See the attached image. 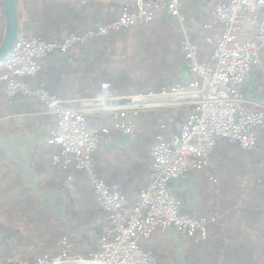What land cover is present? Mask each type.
<instances>
[{
    "label": "crops",
    "instance_id": "0c3cea01",
    "mask_svg": "<svg viewBox=\"0 0 264 264\" xmlns=\"http://www.w3.org/2000/svg\"><path fill=\"white\" fill-rule=\"evenodd\" d=\"M67 1L85 13L93 11V0ZM18 4L22 21L21 0ZM97 4H100L102 16L110 12L109 17L115 20L124 3L98 1ZM181 10L186 24L193 28L199 59L208 58L217 38V33L204 26L212 21L211 6L205 0H182ZM164 12L169 29L179 36L180 57L176 59L170 52L166 53L164 59L171 68L170 72H165L169 79L161 89L170 85L186 87L195 75L187 67L181 51L182 35L171 26V18ZM104 24L90 29H98ZM140 24L127 30L109 32L112 34L110 39L88 44L85 53L79 46L81 44L73 46V54L78 60L75 69L58 74L48 67L38 78H28L29 84L68 100V106L74 107L73 99L104 97L100 94L102 90L111 88L105 84L109 74L115 68H121L127 72L128 81L121 87L118 85L120 88L113 87L108 95L159 92L161 89L156 90L151 85L154 78L148 76L149 61L139 56L137 26ZM4 28L0 0V40ZM85 31L77 29L70 33L82 34ZM67 34L63 33L62 37ZM208 37L211 42L207 41ZM249 38L248 31L241 34V39ZM83 58L86 60L85 68H82ZM242 91L249 108L264 106V50ZM157 99L161 100L160 97ZM188 111V107H168L141 111L136 116L127 114L124 119L133 120L135 125L132 132L125 133L111 127L101 139L92 154L96 172L107 184L116 186L125 195L128 208L136 204L139 190L149 181L151 145L158 135L166 131L178 132ZM154 116L160 119L156 120ZM89 119L97 127L113 124L112 117L103 113H90ZM54 126L55 115L50 107L22 95L8 96L0 84V264H30L44 254H54L59 251V239L63 236L67 237L74 251L86 255L99 247L101 235L107 228V216L98 206L84 174L75 169L59 171L51 166L52 152L58 149H52L47 140ZM257 143L264 152V130L259 131ZM215 165L210 157V165L206 168L189 169L185 176L168 182V190L180 200V215L205 216L211 202ZM138 244L144 251L152 253L154 264L220 263L217 262V245L194 244L174 228L156 230L149 239H140Z\"/></svg>",
    "mask_w": 264,
    "mask_h": 264
},
{
    "label": "built area",
    "instance_id": "2783aa9c",
    "mask_svg": "<svg viewBox=\"0 0 264 264\" xmlns=\"http://www.w3.org/2000/svg\"><path fill=\"white\" fill-rule=\"evenodd\" d=\"M205 1L212 8L213 18L204 26L217 33L212 54L206 59L198 57L193 28L186 24L181 10L182 0H128L115 20L82 34L69 33L60 40L45 41L20 33L0 62V84L8 96L36 99L55 115V126L47 140L52 149H58L52 152L51 166L59 171H81L108 220L96 250L86 255L74 251L63 236L58 252L44 254L30 264H154L152 253L144 251L138 242L149 239L156 230L174 228L194 244L207 238V225L214 217L180 215V200L167 184L185 176L189 169L209 166L219 138L248 150L264 130V106L249 108L242 91L264 50V0ZM160 9L167 12L171 26L182 35L181 51L195 75L186 87L170 85L159 92L79 97L72 100L76 106L69 107L68 100L29 84L28 78L37 74L40 60L47 54L67 53L73 46L111 31L148 23ZM244 25L251 26L246 40L241 39ZM168 107H188L189 111L178 132L166 131L156 137L149 151V181L139 190L136 204L128 208L125 195L97 174L92 154L111 127L125 133L134 130L133 120L124 119L127 114L136 116L141 111ZM94 112L111 116L112 126H93L89 114ZM163 128L166 130L165 125Z\"/></svg>",
    "mask_w": 264,
    "mask_h": 264
},
{
    "label": "trees",
    "instance_id": "16d2710c",
    "mask_svg": "<svg viewBox=\"0 0 264 264\" xmlns=\"http://www.w3.org/2000/svg\"><path fill=\"white\" fill-rule=\"evenodd\" d=\"M93 1L92 13L89 11L85 13L67 0H21V33L45 41L61 39L65 32L70 33L77 29L85 31L114 20L109 17L110 12L102 16L98 1L122 4L127 2V0ZM164 11L155 15L150 22L137 26L139 56L149 61L148 76L154 78L151 85L156 90H160L169 79L165 72L167 70L170 72L171 67L166 65L164 59L166 53L170 52L176 59L180 57L179 36L169 29ZM111 37L112 34H106L79 46L85 53L88 44ZM211 47L214 49V44ZM73 49L74 47L67 53L47 54L40 60V70L34 77L38 78L48 67L58 74L75 69L78 60L73 54ZM81 63L82 68H85L84 58ZM127 75L124 69L115 68L105 83L111 88H104L100 94L106 96L113 91V87L117 88L118 85L121 87L128 81ZM118 91L122 92L121 89ZM154 118L160 119L157 116ZM211 160L216 165L212 171L214 180L211 183V202L205 216L214 217L215 220L208 223V235L202 243L208 246L217 245L219 264H264V152L258 143L251 149L243 150L219 138L211 154Z\"/></svg>",
    "mask_w": 264,
    "mask_h": 264
},
{
    "label": "water",
    "instance_id": "95a60500",
    "mask_svg": "<svg viewBox=\"0 0 264 264\" xmlns=\"http://www.w3.org/2000/svg\"><path fill=\"white\" fill-rule=\"evenodd\" d=\"M5 28L0 40V62L7 56L21 33V12L18 0H2Z\"/></svg>",
    "mask_w": 264,
    "mask_h": 264
},
{
    "label": "rangeland",
    "instance_id": "374dc122",
    "mask_svg": "<svg viewBox=\"0 0 264 264\" xmlns=\"http://www.w3.org/2000/svg\"><path fill=\"white\" fill-rule=\"evenodd\" d=\"M241 28H242L243 31H249V30L251 29V26H249V25H244V26H242ZM22 35H23V34H22ZM23 36L26 37V38H29V37H27V36H25V35H23Z\"/></svg>",
    "mask_w": 264,
    "mask_h": 264
}]
</instances>
